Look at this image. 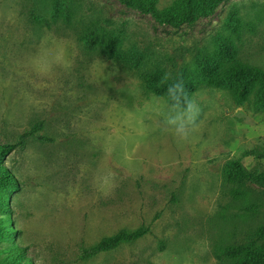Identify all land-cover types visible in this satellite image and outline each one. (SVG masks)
Masks as SVG:
<instances>
[{
  "label": "rangeland",
  "instance_id": "rangeland-1",
  "mask_svg": "<svg viewBox=\"0 0 264 264\" xmlns=\"http://www.w3.org/2000/svg\"><path fill=\"white\" fill-rule=\"evenodd\" d=\"M177 3L145 13L122 0H0V143L38 121L54 139H29L4 161L17 184L0 212L12 230L0 263L20 246L32 264H227L220 247L262 237L264 186L228 173L234 161L264 171V109L253 95L238 103L203 65L236 57L264 69V0L212 12L195 0V22H164ZM148 71L171 92L194 84L186 106L155 94ZM141 226L142 239L81 260Z\"/></svg>",
  "mask_w": 264,
  "mask_h": 264
},
{
  "label": "trees",
  "instance_id": "trees-1",
  "mask_svg": "<svg viewBox=\"0 0 264 264\" xmlns=\"http://www.w3.org/2000/svg\"><path fill=\"white\" fill-rule=\"evenodd\" d=\"M128 2L141 9L142 12L152 13L154 11L156 0H122ZM222 0H201V6L206 12H212L215 7ZM183 8V14L179 16V9ZM164 22L177 25L180 21L193 23L196 20L195 0H178L176 8L164 14ZM32 21L40 24L48 25V22H40L37 16H31ZM107 53H112L124 59L126 62L137 64L138 59L133 57L136 54L119 52L117 44L108 45L103 42ZM204 72L213 75L214 81L224 83L232 86L238 103L247 102L250 97L254 96V104L259 109H264V69L246 63L238 58H233L231 61L217 60L211 64H204ZM146 82L153 87V92L157 95H166L170 98V103L186 106L188 96L185 92L191 93L195 91V86L192 83H186L182 87L184 91H172L165 81L155 72H146L144 75ZM177 88L181 87L178 83ZM175 88V87H173ZM45 122H36L30 130L25 131L19 135L15 141L0 143V212L11 213L10 199L6 196L5 190L16 185L12 174L4 165V161L9 155L19 148L25 146L29 139H36L43 142H54V139L48 136L41 135L40 132L44 129ZM228 180L232 184L244 185L245 183H255L264 186V171H247L243 164L239 161H234L229 165ZM236 198H245L247 194L242 189L234 190ZM4 218L0 219V240L8 239L12 236V230ZM150 232V228L141 226L140 228L130 231L122 230L114 236L105 237L93 247L84 250L81 260L87 261L95 256L112 251L122 244L131 243L142 239ZM258 235L262 236L250 243H243L238 245H227L220 247L217 251L216 257L218 260L226 262L227 264H264V242L260 243L259 239L264 237V227L258 230ZM161 249L164 245L161 244ZM26 248L17 246L12 248L5 256L0 264H32L29 259H24Z\"/></svg>",
  "mask_w": 264,
  "mask_h": 264
}]
</instances>
